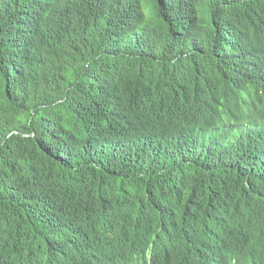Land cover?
I'll list each match as a JSON object with an SVG mask.
<instances>
[{
	"label": "trees",
	"instance_id": "1",
	"mask_svg": "<svg viewBox=\"0 0 264 264\" xmlns=\"http://www.w3.org/2000/svg\"><path fill=\"white\" fill-rule=\"evenodd\" d=\"M0 264H264V0H0Z\"/></svg>",
	"mask_w": 264,
	"mask_h": 264
},
{
	"label": "bare ground",
	"instance_id": "2",
	"mask_svg": "<svg viewBox=\"0 0 264 264\" xmlns=\"http://www.w3.org/2000/svg\"><path fill=\"white\" fill-rule=\"evenodd\" d=\"M69 254H70V252H69Z\"/></svg>",
	"mask_w": 264,
	"mask_h": 264
}]
</instances>
